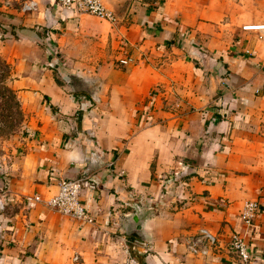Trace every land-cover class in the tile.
I'll return each instance as SVG.
<instances>
[{"label": "crops", "instance_id": "0c3cea01", "mask_svg": "<svg viewBox=\"0 0 264 264\" xmlns=\"http://www.w3.org/2000/svg\"><path fill=\"white\" fill-rule=\"evenodd\" d=\"M30 1L37 9L23 12ZM103 2L117 22L53 0H0V59L29 149L0 177V264H245L230 249L235 235L256 255L247 264H264L259 36L173 45L184 36L178 18L191 23L197 9V19L212 21L233 0ZM242 2L264 8V0ZM256 16L241 20L264 24V10ZM74 180L83 181L92 223L29 201ZM252 201L257 217L242 225ZM137 210L146 241L124 229ZM195 241L207 256L189 251Z\"/></svg>", "mask_w": 264, "mask_h": 264}, {"label": "rangeland", "instance_id": "374dc122", "mask_svg": "<svg viewBox=\"0 0 264 264\" xmlns=\"http://www.w3.org/2000/svg\"><path fill=\"white\" fill-rule=\"evenodd\" d=\"M233 1V5L229 7L218 8V16L212 21L197 19V9H191L192 12L188 17L192 21L191 23L186 18L184 22L182 18H178L177 23L185 27L184 36L181 38L182 40L175 39L172 41L173 45L182 48L185 46V39H189L196 46L205 48L208 43L209 45H216L211 39L214 37L224 45V41L229 42L230 39L238 37L243 31V25L246 24H243L241 19L245 14L259 16V12L264 10L259 6L250 7L253 5L243 7L242 0ZM252 33L255 37L260 35L259 33ZM9 77L8 71L4 67H0V177L8 173L6 171L13 167L15 160L29 150L26 141L23 140L26 133L23 115L19 109L16 94L11 88Z\"/></svg>", "mask_w": 264, "mask_h": 264}, {"label": "built area", "instance_id": "2783aa9c", "mask_svg": "<svg viewBox=\"0 0 264 264\" xmlns=\"http://www.w3.org/2000/svg\"><path fill=\"white\" fill-rule=\"evenodd\" d=\"M57 5L63 9L73 10L79 14H87L94 16L102 21H108L111 23L117 22L116 15L108 10L103 0H53ZM37 9V3L34 1L23 3L22 11L27 13ZM256 28V29H251ZM246 32L259 33V41L262 42L264 49V24L246 25L243 27ZM120 64L127 66L131 62L129 58L121 59ZM84 191V184L82 180L74 181H61L58 184V193L54 197L43 199L42 196H35L29 198L30 202L42 203L47 208L58 212L64 217L71 218L75 221L92 223L93 220L89 217L86 207L82 201V194ZM2 208V205H0ZM4 208V207H3ZM259 211V205L256 201L248 202L244 205V208L240 214V222L242 225L251 226L253 221L257 217ZM202 236L208 243L215 245L217 243L216 237L208 233L207 231H201ZM230 249L235 252L240 260L247 264L251 260L255 259V253L250 249L245 237L241 235H235L230 243ZM189 251L193 255L207 256V247L200 248L198 241L191 243ZM79 257H74V261H78ZM127 264H138L134 260H130Z\"/></svg>", "mask_w": 264, "mask_h": 264}, {"label": "water", "instance_id": "95a60500", "mask_svg": "<svg viewBox=\"0 0 264 264\" xmlns=\"http://www.w3.org/2000/svg\"><path fill=\"white\" fill-rule=\"evenodd\" d=\"M82 91H87V89L84 87L81 89ZM91 90V89H90ZM1 209V208H0ZM132 225L129 224L124 225L125 232L127 235L131 238H135L139 241H146L147 237L144 233V219L142 218L141 214H139L138 210L137 213H135L131 217Z\"/></svg>", "mask_w": 264, "mask_h": 264}, {"label": "trees", "instance_id": "16d2710c", "mask_svg": "<svg viewBox=\"0 0 264 264\" xmlns=\"http://www.w3.org/2000/svg\"><path fill=\"white\" fill-rule=\"evenodd\" d=\"M0 67H4L5 70H8V68H9L8 65L4 61H2L1 59H0ZM138 259H140V258L138 257ZM139 264H145V263H144V261L139 260Z\"/></svg>", "mask_w": 264, "mask_h": 264}, {"label": "bare ground", "instance_id": "6f19581e", "mask_svg": "<svg viewBox=\"0 0 264 264\" xmlns=\"http://www.w3.org/2000/svg\"><path fill=\"white\" fill-rule=\"evenodd\" d=\"M251 29H256V28H251Z\"/></svg>", "mask_w": 264, "mask_h": 264}]
</instances>
